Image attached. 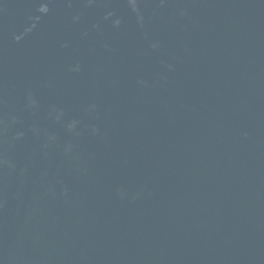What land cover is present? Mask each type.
Here are the masks:
<instances>
[{"label": "water", "instance_id": "obj_1", "mask_svg": "<svg viewBox=\"0 0 264 264\" xmlns=\"http://www.w3.org/2000/svg\"><path fill=\"white\" fill-rule=\"evenodd\" d=\"M0 264H264V0H0Z\"/></svg>", "mask_w": 264, "mask_h": 264}]
</instances>
